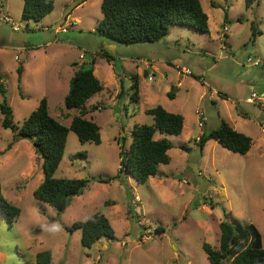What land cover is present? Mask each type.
<instances>
[{"label":"rangeland","instance_id":"1","mask_svg":"<svg viewBox=\"0 0 264 264\" xmlns=\"http://www.w3.org/2000/svg\"><path fill=\"white\" fill-rule=\"evenodd\" d=\"M52 1L53 10L40 22H25L20 18L23 1L4 0V14L11 21L0 20L4 89L0 104L5 100L11 107L13 123L19 127L44 97L49 115L68 126L78 110H67L63 100L79 61L88 67L95 60L100 67L97 76L102 83L107 81L110 94L122 89L114 103L103 93L92 104L99 109L85 117L99 126L100 144H81L68 132L55 178L117 175L120 145L122 150L128 148L133 125L153 122L141 109L156 105L170 109L166 92L177 93V109L172 111L184 117L185 130L179 136L155 133V139L166 137L171 143L170 161L159 165L147 182L138 184L125 173L108 183L91 180L58 214L33 197L43 173L31 142L14 141L13 133L0 126L1 193L20 210L10 228L0 216V264H35L36 254L42 251L50 252V264H209L201 245L218 248V224L225 219L224 212L228 220L253 224L264 248V0L248 4L246 0H199L208 17V33L174 26L168 43L134 45H121L93 32L102 17V0ZM67 15L71 25L65 27ZM63 26L65 32L59 30ZM101 53L112 58L109 64L119 72L121 84L106 79L111 68ZM247 58L260 64L253 66ZM145 61L158 68L153 82L147 80L152 74L145 72ZM182 69L191 74H180ZM133 75H138L142 93L138 103L128 96ZM176 77L183 78L177 92ZM214 90L224 95L219 98L225 102L217 99L214 105L208 99ZM1 118L0 113V122ZM221 119L230 125L236 121L237 129L251 138L247 154L232 153L212 140L199 149L196 140ZM97 212L108 219L114 237L82 247L80 230L65 228ZM56 225L59 230L51 231Z\"/></svg>","mask_w":264,"mask_h":264},{"label":"trees","instance_id":"2","mask_svg":"<svg viewBox=\"0 0 264 264\" xmlns=\"http://www.w3.org/2000/svg\"><path fill=\"white\" fill-rule=\"evenodd\" d=\"M22 1L20 18L25 22H40L53 10L52 0ZM248 2L249 0H246L247 4ZM100 12L102 17L93 32L99 37L121 45L156 43L167 36L173 26L188 27L201 34L208 33V17L199 0H102ZM100 55L108 63L112 62V58L106 53ZM93 63L94 59L91 61L92 65ZM102 89L103 85L93 74L92 66L80 65L69 81L68 92L63 100L67 110H78V113L71 117L68 126L60 124L49 115L47 100L44 97L19 127L13 123L12 109L7 102L3 100L0 104L2 115L0 126L13 133L14 141L29 140L34 153L41 160L43 180L33 190V197L51 206L58 214L65 211L70 198L82 194L91 180L108 183L117 179L120 173H125L138 184L147 182L149 177L157 174L159 165H166L170 161L168 151L172 147L171 143L166 137L155 139V133L179 136L182 132L184 120L181 114L169 112L161 105L147 108L144 113L152 116L153 122L150 125H133L128 148L122 150L120 145L117 175L90 179L55 178L54 173L62 160L69 131L76 135L81 144L86 142L100 144L99 126L84 116L88 112L85 110V103ZM0 93L4 94L2 83ZM121 93L122 89L116 97L118 98ZM128 96L131 102L138 103V75L131 77ZM166 96L169 99L174 98L173 92L170 91ZM93 109L97 107L93 106L90 110ZM210 140L239 155L247 154L252 146L249 136L236 131L223 119L215 129L202 133L196 143L202 150L205 143ZM19 214V208L2 196L0 185V216L5 219L9 228ZM223 215L225 219L218 224L220 233L218 248L215 249L205 242L201 245L208 263L222 264L226 260L229 264H264V248L258 229L251 223H243L235 218L228 220L225 212ZM76 229L80 230V245L85 248H91L102 238L114 237L108 219L99 212L65 228L67 232ZM157 230L163 231L162 228ZM35 259V264H50V252H39Z\"/></svg>","mask_w":264,"mask_h":264},{"label":"crops","instance_id":"3","mask_svg":"<svg viewBox=\"0 0 264 264\" xmlns=\"http://www.w3.org/2000/svg\"><path fill=\"white\" fill-rule=\"evenodd\" d=\"M87 0H85V1H83L81 4H83V3H85ZM69 17V15H67L65 18H66V20L65 21H67V18ZM73 18V20H79V22H80V19L78 18V17H70V19H72ZM1 20V19H0ZM173 28H175L174 26L173 27H171L170 29H169V32H168V34H167V36H165L163 39H161L160 41H158L157 43H159V42H161V41H163V42H165V43H168V37H170V33H171V31H172V29ZM175 42H177L176 40H175ZM83 58V57H82ZM82 58H81V60H82ZM111 63V62H110ZM75 64H77L76 62H75ZM84 65L85 63L83 62V61H79L78 62V66L79 65ZM110 68H111V74H109L108 73V77L106 78L107 80H109V79H111L112 81H114V84H116V86H117V82L118 83H120L121 84V81H120V79H119V72H117L116 71V68H115V66H112V64H107ZM145 65L148 67L147 68V70H145V72H147L148 70L150 71V74H152L153 76H155V74L157 73V71H158V68H157V66L152 62V61H145ZM100 69V67L95 63V60H94V63H93V65H92V70H93V74L97 77V79L100 81V79H99V77L97 76V73H98V70ZM143 73H144V71H143ZM140 73H138V75H139ZM176 75H178V73L176 74ZM176 79H177V77H176ZM153 81H154V79H153ZM153 81H151V82H153ZM101 82V81H100ZM177 86L176 87H174L173 89H174V91L175 92H177V90L180 88V86L182 85V83H183V78L182 79H180V80H178L177 79ZM101 84L103 85V89L99 92V93H97V94H95L94 96H92L86 103H85V110H87V111H90V109L93 107V105L92 104H94V105H96L101 99H102V97H104L103 96V93H106V96H107V99H110L111 100V102H113L114 103V101H115V97H116V95H117V91L116 92H114V94H110L109 92H108V88H110L109 86H107V81L105 80L104 81V83H102L101 82ZM112 89V88H111ZM114 89H116V87L114 88ZM167 93V92H166ZM141 89L139 88V101H140V99H141ZM177 93H175L174 94V98L173 99H169V98H167V96H166V100L165 101H167V103H168V106L170 107V109H168V110H170L169 112H172V113H178V112H174V111H172V109L173 108H176L174 105H175V103H176V101H177V95H176ZM224 94V93H223ZM220 95V96H219ZM262 96H264V93H262ZM219 97H224V95H222L221 93H218V92H216L215 90L214 91H210L209 92V95H208V99L211 101V102H215L214 103V105H216L217 103V99H220L221 100V102H225V97L224 98H219ZM104 99V98H103ZM92 105V106H91ZM104 105V104H103ZM102 105V106H103ZM89 106H91V107H89ZM87 107H89V108H87ZM162 107L165 109V108H167V107H165L164 105H162ZM178 108H180V107H178ZM97 109H99V108H97ZM147 108H143V109H141V111H145ZM177 109V108H176ZM165 110H167V109H165ZM167 110V111H168ZM180 114V113H179ZM88 115V112L85 114V116L84 117H86ZM73 116V115H72ZM89 116V115H88ZM86 119H90V120H93V119H91L90 117H87ZM71 120V119H70ZM183 120H184V117H183ZM236 120H238V116H236ZM70 123V122H69ZM233 123L236 125V121H233ZM235 125H231L236 131H238V132H240L238 129H237V127L235 126ZM183 130H185L184 129V122H183ZM183 132V131H182ZM181 132V133H182ZM241 133V132H240ZM244 134V133H243ZM181 135V134H180ZM159 138H161V137H159ZM159 138H157V139H159Z\"/></svg>","mask_w":264,"mask_h":264},{"label":"built area","instance_id":"4","mask_svg":"<svg viewBox=\"0 0 264 264\" xmlns=\"http://www.w3.org/2000/svg\"><path fill=\"white\" fill-rule=\"evenodd\" d=\"M4 8H5L4 0H0V15L2 16L1 20L4 21V22H10L11 19H10L7 15L4 14ZM65 22H66V23H65V27H66V25H71L69 21H65ZM11 24H13V22H11ZM65 27L63 26V27H62L61 29H59V30L62 31V32H65V31H66V28H65ZM12 29L15 30V31H18L19 27H18L17 25H14V24H13V25H12ZM223 30H224V31H227L226 26H224ZM81 57H82V56H81ZM246 62L249 63V64H251V65H253V66H257V65L260 64V61H259V60H254V61H253L251 58H247ZM180 74H183V75H190L191 73H190L189 70H187V69H182V70H180ZM147 80H148L149 82L153 81V75L149 76V77L147 78ZM254 97H255V94H252V97L249 98V99L247 100V102H249V103H253V102H252V98H254ZM197 114H198L199 117L202 116V114H201L200 112H198ZM198 125H200V122H198Z\"/></svg>","mask_w":264,"mask_h":264},{"label":"clouds","instance_id":"5","mask_svg":"<svg viewBox=\"0 0 264 264\" xmlns=\"http://www.w3.org/2000/svg\"><path fill=\"white\" fill-rule=\"evenodd\" d=\"M59 230V226L56 225V226H53V228L51 229V231L55 232V231H58Z\"/></svg>","mask_w":264,"mask_h":264}]
</instances>
